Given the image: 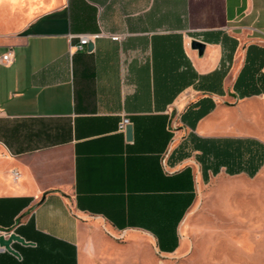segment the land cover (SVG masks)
<instances>
[{"label": "crops", "instance_id": "obj_1", "mask_svg": "<svg viewBox=\"0 0 264 264\" xmlns=\"http://www.w3.org/2000/svg\"><path fill=\"white\" fill-rule=\"evenodd\" d=\"M263 170L264 0H0V264H168Z\"/></svg>", "mask_w": 264, "mask_h": 264}, {"label": "rangeland", "instance_id": "obj_2", "mask_svg": "<svg viewBox=\"0 0 264 264\" xmlns=\"http://www.w3.org/2000/svg\"><path fill=\"white\" fill-rule=\"evenodd\" d=\"M184 234L185 249L168 264H264V170L204 184Z\"/></svg>", "mask_w": 264, "mask_h": 264}, {"label": "water", "instance_id": "obj_3", "mask_svg": "<svg viewBox=\"0 0 264 264\" xmlns=\"http://www.w3.org/2000/svg\"><path fill=\"white\" fill-rule=\"evenodd\" d=\"M90 45L91 44L89 43V46ZM191 47L193 49H197L199 54L202 55V53L204 51V48H205V44L200 42V41H198V40H193L191 42ZM125 133H126L127 140L131 141L132 138H133V126H132V124L129 123V124L126 125ZM13 240L24 242V239L21 238L20 236H18L17 234H15V233H11L9 235H0V245L4 246L8 250H12L11 242Z\"/></svg>", "mask_w": 264, "mask_h": 264}, {"label": "built area", "instance_id": "obj_4", "mask_svg": "<svg viewBox=\"0 0 264 264\" xmlns=\"http://www.w3.org/2000/svg\"><path fill=\"white\" fill-rule=\"evenodd\" d=\"M99 34H83L79 36V43L76 45L77 48L82 49L85 45L93 41V39L97 38ZM113 40H119L120 36L118 35H113L111 36ZM2 60L4 63L9 64L12 62V56L11 53L8 51L2 56ZM130 123V120L128 117H123V119L120 122V128L122 130H125V127L127 124ZM17 172H14V175L17 176Z\"/></svg>", "mask_w": 264, "mask_h": 264}]
</instances>
